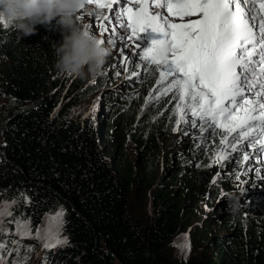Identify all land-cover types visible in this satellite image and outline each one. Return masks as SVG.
<instances>
[{
  "label": "trees",
  "instance_id": "1",
  "mask_svg": "<svg viewBox=\"0 0 264 264\" xmlns=\"http://www.w3.org/2000/svg\"><path fill=\"white\" fill-rule=\"evenodd\" d=\"M61 40L56 21L37 25L28 37L13 26L0 28V96L11 101L0 125V199L27 193L33 228L45 213L61 205L66 211L69 244L42 250L36 240L21 241L35 246L27 264L41 255L48 264H264V210L246 227L245 217L228 214L223 186L213 203L207 165L219 138L209 137L194 161L185 143L172 139L169 97L152 100L141 113L156 87V76L144 71L128 79L118 102H109L118 95L101 84L107 112L87 113L88 95H76V84L67 89L55 70ZM240 167L234 163L233 175L248 176V163ZM231 182L243 191L235 175ZM186 232L194 247L180 259L172 244Z\"/></svg>",
  "mask_w": 264,
  "mask_h": 264
},
{
  "label": "snow or ice",
  "instance_id": "2",
  "mask_svg": "<svg viewBox=\"0 0 264 264\" xmlns=\"http://www.w3.org/2000/svg\"><path fill=\"white\" fill-rule=\"evenodd\" d=\"M84 10L91 18L84 29L112 49L118 42L130 41L137 49L135 42L149 30L158 37L134 57L123 49L119 52L126 71L128 65L132 68L126 79L142 75L137 67L156 76V87L151 89L155 95L146 99L141 113L152 100L158 103L169 97L174 132L184 126V135L200 141L197 149L209 147V137L219 138L207 167L223 169L224 162L233 161L245 167L255 162L259 167H245V174L264 173V0H86ZM76 19L83 21L84 16ZM10 27L11 22L0 19V28ZM163 45L171 51L162 62L157 52ZM192 129L198 131L194 134ZM234 175L240 179L238 171ZM219 178L217 173L211 183ZM31 204L25 192L0 199V236L9 237L0 239V264H27L35 246L21 243L26 239L39 242L42 250L69 244L63 206L45 213L33 228V218L27 214ZM182 240L174 246L182 253L190 251L186 234ZM40 259L48 264L46 255Z\"/></svg>",
  "mask_w": 264,
  "mask_h": 264
},
{
  "label": "clouds",
  "instance_id": "3",
  "mask_svg": "<svg viewBox=\"0 0 264 264\" xmlns=\"http://www.w3.org/2000/svg\"><path fill=\"white\" fill-rule=\"evenodd\" d=\"M85 3L86 0H0V19L11 22L12 26L22 34V37H28L36 34L37 25L51 27L52 22L56 21L62 30V40L58 46H55L54 49L55 70L63 76L79 79H95L104 74L106 64H110L115 56L119 57L120 55L118 52L111 59V61H108V58L112 54L111 48L109 46L107 47L100 44L97 38H95L90 31H86L84 29L82 23H88L91 20V18L87 15V10H84ZM81 14L84 16V20L79 21V24L76 17ZM157 38L158 37L156 36V34H153L149 30L145 33H142L139 40L135 42L138 46L137 49H133L131 41L128 42L131 50L133 49V57L135 56L136 52L139 53L149 48L151 46V41ZM121 49H123V51L125 52V49L123 47H121L119 50ZM170 51L171 50L167 47V45H163L160 49H158L157 58L163 62L167 59ZM130 70H132L131 65H128L127 71ZM127 71L123 75L121 74L124 83L122 88L117 89L118 86L109 88L111 89L110 92L115 89L116 93L112 92L113 95H118V97L115 99H109L110 103L120 101L118 99L123 95V88L125 87V84L129 82L128 79L125 78L127 75ZM135 71L142 72L144 70L142 69V67H137L135 68ZM109 75L113 79L114 83L115 79L112 76L113 73H109ZM109 83H112V81L110 82L107 79L104 87H107ZM101 84H104V82H95L94 86L97 89L95 87L92 88V90L94 91L93 93H91L92 95H94L96 91L100 90ZM172 139L177 144L182 143V141H178L176 137H173ZM188 139L189 136L187 137V140ZM191 145L194 149L193 152L197 153L194 159L195 161L198 156H202L205 153L206 148L201 147L197 149L195 147L194 141H192ZM232 155L235 157L237 154L233 153ZM224 164L225 167L223 169L221 167L219 168L225 173L227 178L229 177V181L227 183L229 191H225L223 193V196L226 197V201L228 202V214L231 217L235 218V216L240 212L243 206L241 204V198L244 193L243 191L237 193L233 189L234 187L231 182V177L234 176L232 173V167L234 163L224 162ZM248 165L249 168L259 167L256 163L252 162H249ZM213 176L214 171L213 174H211L209 177V183L211 182ZM259 176L256 173L250 171L248 176L240 177L242 188L249 186L247 183L248 179L252 180L255 182V188L259 189L262 196V200L258 204L260 208L258 212L255 213V217H247V227L250 223L251 218L260 216L261 209L264 210V179L260 180ZM224 180L225 179L219 180L214 185L216 188V198H220L219 189L220 186L223 185Z\"/></svg>",
  "mask_w": 264,
  "mask_h": 264
},
{
  "label": "rangeland",
  "instance_id": "4",
  "mask_svg": "<svg viewBox=\"0 0 264 264\" xmlns=\"http://www.w3.org/2000/svg\"><path fill=\"white\" fill-rule=\"evenodd\" d=\"M82 24H84V23H82ZM93 31H95V29H93ZM105 46H107V45H105ZM121 47H123L125 49V53L127 55H129V56H133L134 55V52H132L134 47L131 50V47L128 44L127 45H123L121 42H118L117 49H112L111 48V53L112 54L108 58V61H111V59L115 56V54L120 52L119 49ZM117 72L120 73L119 76L116 75ZM109 73H113L112 76L114 77L115 82L114 83H109V85H107V87H102V90H107V89H104V88H110V87H114V86H118V88H122L124 83H123V79L121 77V74L123 75L124 73H126V66L123 63V58L121 56H119V57L115 56V58L111 61L110 64H106L105 65V69H104V74L102 76L98 77V78H95V79H91V78L90 79H79V78L68 77V76H63L62 75V79L66 81L65 83H67V86H66L67 89L68 88H72L71 86L73 84H76V88L78 89V91L74 92L76 95L80 96L82 92L85 93V96L87 94L89 95V97L86 100L85 99L83 100L85 102L84 107L86 108L87 113H91V114L95 115V114L98 113V110L100 109L103 112V114H106V112H107L106 110L107 109L104 106V104L101 103L104 99L100 100L99 96H98L101 93V91L100 90L96 91L94 95L91 94V91H92V88L95 87L94 86L95 82L96 83H101V81H103L106 84L107 77H108ZM93 80L95 81L94 83L92 82ZM57 89L60 90L61 89V85L58 86ZM107 92H108V90H107ZM112 92L114 93L115 89ZM10 103H11L10 99L0 96V125H1L4 117L7 116L8 113H9L8 106L10 105ZM97 105L99 107H97L95 110H93L94 106H97ZM0 142H1V138H0ZM242 169L243 168L240 167V170H242ZM223 189H225V188L223 187ZM209 212L210 211H207V213H209ZM185 234L188 236V239L190 241L191 254H192L193 247H194L191 233H189V232L183 233L179 238H177L175 240V242H173L172 245H173V248H174L175 255L178 258H180V259H184L185 257H187L190 251L182 253L178 247L174 246V244L175 243H183L182 236L185 235ZM39 258H40L39 256L35 257V260H36L37 263L39 262L38 261Z\"/></svg>",
  "mask_w": 264,
  "mask_h": 264
},
{
  "label": "bare ground",
  "instance_id": "5",
  "mask_svg": "<svg viewBox=\"0 0 264 264\" xmlns=\"http://www.w3.org/2000/svg\"><path fill=\"white\" fill-rule=\"evenodd\" d=\"M244 169V167H242Z\"/></svg>",
  "mask_w": 264,
  "mask_h": 264
}]
</instances>
